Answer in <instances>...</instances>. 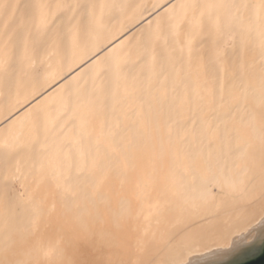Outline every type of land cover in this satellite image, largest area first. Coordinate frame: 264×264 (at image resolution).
<instances>
[{
  "label": "bare ground",
  "instance_id": "obj_1",
  "mask_svg": "<svg viewBox=\"0 0 264 264\" xmlns=\"http://www.w3.org/2000/svg\"><path fill=\"white\" fill-rule=\"evenodd\" d=\"M256 244L264 0H0V264Z\"/></svg>",
  "mask_w": 264,
  "mask_h": 264
},
{
  "label": "water",
  "instance_id": "obj_2",
  "mask_svg": "<svg viewBox=\"0 0 264 264\" xmlns=\"http://www.w3.org/2000/svg\"><path fill=\"white\" fill-rule=\"evenodd\" d=\"M236 264H264V248L259 254L251 253V256L245 260L238 261Z\"/></svg>",
  "mask_w": 264,
  "mask_h": 264
},
{
  "label": "rangeland",
  "instance_id": "obj_3",
  "mask_svg": "<svg viewBox=\"0 0 264 264\" xmlns=\"http://www.w3.org/2000/svg\"><path fill=\"white\" fill-rule=\"evenodd\" d=\"M264 248V244H256V245H254L253 247H252V249H250L251 250V253L253 254V253H257V254H259L261 251H262V249Z\"/></svg>",
  "mask_w": 264,
  "mask_h": 264
}]
</instances>
